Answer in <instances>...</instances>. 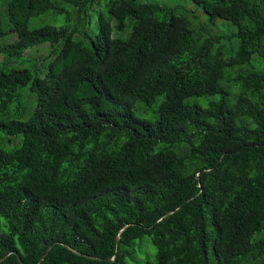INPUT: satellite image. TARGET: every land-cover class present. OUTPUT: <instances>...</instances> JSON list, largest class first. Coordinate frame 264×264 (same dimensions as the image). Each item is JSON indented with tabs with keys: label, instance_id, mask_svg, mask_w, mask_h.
I'll use <instances>...</instances> for the list:
<instances>
[{
	"label": "trees",
	"instance_id": "obj_1",
	"mask_svg": "<svg viewBox=\"0 0 264 264\" xmlns=\"http://www.w3.org/2000/svg\"><path fill=\"white\" fill-rule=\"evenodd\" d=\"M95 1L6 3L0 264H264V0Z\"/></svg>",
	"mask_w": 264,
	"mask_h": 264
},
{
	"label": "rangeland",
	"instance_id": "obj_2",
	"mask_svg": "<svg viewBox=\"0 0 264 264\" xmlns=\"http://www.w3.org/2000/svg\"><path fill=\"white\" fill-rule=\"evenodd\" d=\"M7 1L8 0H0V31L2 33L0 35V45L12 44L16 41V38H17L15 34L8 33L10 25L5 15ZM151 1H154V0L143 1V2H151ZM106 5H107V0H96L95 1L94 8L91 12L92 23H91L90 29L88 30L91 36H93L94 32H96V28H97L96 18L99 12H101L105 16V18H107L111 22L112 26L115 25L114 19L110 18L108 14V9ZM170 7L175 8L178 12L183 14L185 18H187L191 22L192 26H194V23L195 24L205 23L208 20V17L203 13L201 8L194 5V3L191 2L190 0H173L170 4ZM191 19H193L194 21L193 23ZM72 20H73L72 23L74 24L75 14L73 15ZM216 21L218 25H220V22H222L221 20H216ZM40 24H41L40 22L36 23L34 20H31L29 26L33 28L34 26L36 25L39 26ZM222 30L223 28H220V30L212 29V32L216 33ZM112 37L122 38L123 36L121 34H118L115 30H113ZM49 52H50V46L46 44L43 46L30 49L27 52H25L24 59H31L32 61H34L35 65H38L41 63L43 58L48 55ZM255 57L256 56H253V60L255 59ZM234 87L235 85L233 84L232 85L233 90H234ZM21 93H22L23 99L30 97L33 104L35 105V98L29 92L28 86L23 88ZM156 105L157 104H154L153 107L150 109V112L152 115H153V111L156 110ZM142 110H143L142 105L139 102L136 103L135 111L139 117H143V115L140 113ZM16 144H18V140L16 139H11L10 142H7V139L5 140V145L7 147H10ZM128 250L130 251L131 255H129L126 258V264H155L156 249L154 245L152 244L151 239L149 237L145 236L142 239H138L134 241L133 246L131 248H128Z\"/></svg>",
	"mask_w": 264,
	"mask_h": 264
},
{
	"label": "water",
	"instance_id": "obj_3",
	"mask_svg": "<svg viewBox=\"0 0 264 264\" xmlns=\"http://www.w3.org/2000/svg\"><path fill=\"white\" fill-rule=\"evenodd\" d=\"M118 246H119V242L117 241V244H116V249H118Z\"/></svg>",
	"mask_w": 264,
	"mask_h": 264
}]
</instances>
